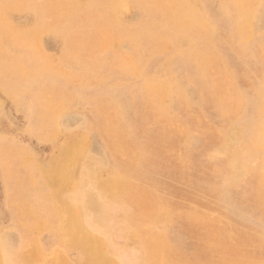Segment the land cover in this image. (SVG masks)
Masks as SVG:
<instances>
[{
  "label": "rangeland",
  "instance_id": "374dc122",
  "mask_svg": "<svg viewBox=\"0 0 264 264\" xmlns=\"http://www.w3.org/2000/svg\"><path fill=\"white\" fill-rule=\"evenodd\" d=\"M173 1L0 0V264H264V0Z\"/></svg>",
  "mask_w": 264,
  "mask_h": 264
},
{
  "label": "bare ground",
  "instance_id": "6f19581e",
  "mask_svg": "<svg viewBox=\"0 0 264 264\" xmlns=\"http://www.w3.org/2000/svg\"><path fill=\"white\" fill-rule=\"evenodd\" d=\"M163 2H167V3H170V2H173V4H175L174 3V1L173 0H162V2L161 3H163ZM168 11L169 12H171L172 13V16L171 17H173V14L176 12V10L173 8V7H171V8H167V12L166 13H168ZM44 23V22H43ZM43 23H42V25H43ZM62 23V22H61ZM191 23L196 27V26H198L199 24H200V22L199 21H195V20H192L191 21ZM56 24V23H55ZM53 26V25H52ZM51 26V27H52ZM57 26V25H56ZM200 27H202L204 30H206L205 28H206V25H205V23H202L201 25H199ZM237 28H239V26L237 27ZM37 35V34H36ZM91 41V40H90ZM89 41V42H90ZM93 42V41H92ZM84 43H86V42H84ZM84 43H82V44H84ZM87 44V43H86ZM209 59H212V56H207ZM33 68V67H32ZM29 69H31V68H29ZM108 69V68H107ZM25 70H26V68H25ZM24 70V71H25ZM34 70V69H33ZM113 71V70H112ZM38 72H39V70H38ZM35 73V72H34ZM40 74V73H39ZM38 74V75H39ZM24 76V75H23ZM23 78V77H22ZM23 92V91H22ZM21 93V92H20ZM14 95V94H13ZM111 106V105H110ZM109 107V106H108ZM108 107H106V108H108ZM104 108V107H103ZM110 108V107H109ZM108 108V109H109ZM118 113V112H117ZM111 115V114H110ZM117 119V118H116ZM112 120V119H111ZM118 120V119H117ZM117 120H115V121H117ZM113 122V121H112ZM118 130V129H117ZM115 132V131H114ZM113 132V133H114ZM191 201V200H190ZM69 205V204H68ZM92 209V208H91ZM94 213V212H93ZM197 230V229H196Z\"/></svg>",
  "mask_w": 264,
  "mask_h": 264
}]
</instances>
